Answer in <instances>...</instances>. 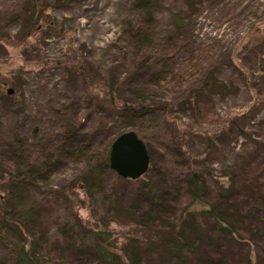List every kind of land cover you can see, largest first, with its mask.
Masks as SVG:
<instances>
[{
	"label": "rangeland",
	"instance_id": "374dc122",
	"mask_svg": "<svg viewBox=\"0 0 264 264\" xmlns=\"http://www.w3.org/2000/svg\"><path fill=\"white\" fill-rule=\"evenodd\" d=\"M154 1L156 46H163L165 36L178 46L177 52L170 50L169 67L180 69L193 49H201L209 60L206 73L230 93H200L197 80L183 85L182 98L172 93L175 100L168 102L176 120L161 116L157 130L142 135L152 170L141 182L111 170L100 178L101 187L87 186L88 193L80 181L83 166L55 157L52 171L37 184L26 180L24 192L11 198L0 192V205L6 207L0 209V225H5L0 264H14L12 252L23 247L34 251L38 264H80L96 245L115 253L122 264L131 263L136 249L139 264H264V190L258 189L264 188V0ZM135 2L0 0L1 173L42 167L33 158L45 152V133L57 128L54 111L71 109V115L75 110V140L102 150L106 127L98 111L112 110L75 71L86 61L87 72L100 73L104 82L126 77L121 55L135 51L143 17ZM154 72L143 69L140 77L126 81L128 96ZM249 74L260 77L255 90L242 81ZM17 156L30 166L18 168ZM189 167L205 180L201 202L193 203L181 183ZM152 202L175 212V234L180 227L183 231L171 236L173 225H155L143 212L136 214L140 208L148 212ZM16 203L38 211L39 219L29 222L23 213L27 207ZM203 204L226 214L225 233L215 214H194ZM92 228L105 236L88 233ZM174 246L177 253L170 255Z\"/></svg>",
	"mask_w": 264,
	"mask_h": 264
},
{
	"label": "trees",
	"instance_id": "16d2710c",
	"mask_svg": "<svg viewBox=\"0 0 264 264\" xmlns=\"http://www.w3.org/2000/svg\"><path fill=\"white\" fill-rule=\"evenodd\" d=\"M154 5V0H136L135 2V8L139 12L143 13V17L136 31L137 47L135 48V51L130 56L126 51L124 52V55L123 53L121 55L122 60H124V63L129 70L125 78L104 82L103 78H100V73L94 77L87 72L86 61H82L78 70L75 71L77 75L80 74L83 80L90 85L92 90H95L97 96L95 98L101 101L103 97L102 101H107L108 107L112 110V113L103 108H100L98 111L100 112V119L102 121L104 120L103 122L106 127L103 130L104 138L102 150H92L91 146H88L84 141L81 140L82 142H80L77 139L75 140V137L77 136V132L74 129L76 124L72 119L75 115L78 116V113L75 110L71 112V115H69V111L71 109H68L65 113L54 111L55 122H50L57 125V128L53 131L45 133V136L41 139L46 143L44 147L45 152H42L40 155L41 157L35 156L33 158L34 163H39L38 165L42 167L37 168L35 164L34 166L26 165L27 162L20 157L22 154V148L20 147V156L16 157L18 161V168L25 165L27 167L30 166L29 172L25 173L24 171H18L17 173L9 175H6L4 172H0V192L6 194V198H11L10 196H12V194H14L15 197V195L19 193V190H21L20 193L24 192V185L28 184L26 183V180L37 184L40 181L39 179L48 176L49 172L52 171L54 167L53 162L55 157L57 161L65 160L67 162L81 164L83 166L85 171L81 176L80 181L86 183L84 188L89 193L91 188L89 189L87 186L101 187L100 178H103L104 175L111 172L109 166V156L112 144L119 136L124 133L134 131L144 142L142 135L145 133L149 136L150 133L157 130V127L159 126L158 120L162 118L161 116H164L167 122H172L170 120L173 119L176 120V117H172L174 114L173 104L168 102V100L174 99L172 93L176 95V98H182V87L184 84L188 82H192V84H194V81L197 80L200 93L207 92L212 94L217 93L220 95L230 93V89L226 84L216 77H213V75L206 73V68L203 66L204 64H208L209 60L205 58L201 49H193L189 58L183 62L180 69L174 70L169 67L166 61H168V58L172 57L170 50L173 48L174 51H176L178 46H175V44L172 43L173 38L171 36H165L162 39V47L159 45L156 46L154 30L155 16L152 12ZM182 23L183 20H177V26L179 28L183 27ZM143 69L149 70V72H155L153 76L151 75L152 77L142 79V81L136 83L135 89L129 91L128 96L127 90L125 89L126 81L135 80V78L140 77L141 70ZM260 72L263 73L262 71ZM94 79H101L102 81L100 82L102 83L93 84L95 81ZM242 81L246 84L245 87L247 86L248 88H251L250 90H255L256 86L259 84L260 77L249 74L247 77L243 76ZM153 86L164 88V91L156 92L152 89ZM169 86H171V88ZM235 86L236 85H233V89H236ZM175 89H179L180 93L175 91ZM210 114L214 113L210 111ZM100 125H103V123L99 122L97 126ZM96 133L97 135H103L101 128L96 129ZM145 145L148 149L149 146L146 143ZM151 161L152 160L150 159V168L148 173L152 170ZM148 173L137 181L141 182L144 179H147ZM184 176L181 183L188 191L193 203L203 201L202 192L203 188L206 187L203 177H201L195 170H191L190 167L186 169ZM260 180L264 181V177L262 176ZM156 184V182L151 181L152 186H155ZM19 186L22 187L19 188ZM258 189L264 190V188L261 187ZM218 198L219 200L223 199V196L218 195ZM84 202V199H81L78 203L85 206ZM21 204L16 203V206L20 205L22 207H27L23 213L26 215L25 217L29 222L33 219H39L40 214L38 211H35L33 208H28L26 204ZM158 204L159 203L154 204L153 202L148 203V212H145L142 208H140L137 210L136 214L143 212V217L147 218L149 221L151 220L155 223V225H160L161 223H166L169 226L173 225L171 229L174 233H169V235L173 236V234L177 231V227L174 226L175 218H179L173 214L175 212H171L164 207H160ZM224 206L227 207L226 203H220V207ZM5 208L4 204L0 205L1 212L4 211ZM193 212L194 214L198 213L207 216L211 214L213 216L215 214V219L221 227V232L225 233L226 227L228 228V226H230V222L227 219L226 214L222 211H218V209L213 206L211 210H209L208 207L203 204L202 207L195 209ZM3 222L4 220H2L1 224H3ZM0 229H5V225H0ZM183 229L184 227H180L178 233L183 231ZM14 233H23V231L20 228H14ZM88 233H98V236H105L102 235L103 231L99 228H92ZM69 241V243H72V240ZM181 241H183V239H181ZM125 251L126 253H129L128 249ZM137 251L138 250L136 249L130 253L131 258L133 257L130 264H139L138 260L140 256ZM175 253H177V248L174 246L170 250V255ZM12 254L14 256V264L39 263L34 251L28 249V247L15 249ZM115 256L116 254L109 251L106 247L96 245L91 253V256L89 253V255L86 256L80 264H96L98 262L105 264H122L123 262L121 260H116ZM116 261H119L120 263H117Z\"/></svg>",
	"mask_w": 264,
	"mask_h": 264
},
{
	"label": "water",
	"instance_id": "95a60500",
	"mask_svg": "<svg viewBox=\"0 0 264 264\" xmlns=\"http://www.w3.org/2000/svg\"><path fill=\"white\" fill-rule=\"evenodd\" d=\"M109 162L110 169L124 180H139L150 168L147 146L134 131L122 134L113 142Z\"/></svg>",
	"mask_w": 264,
	"mask_h": 264
}]
</instances>
